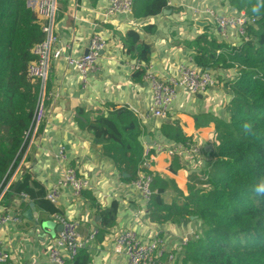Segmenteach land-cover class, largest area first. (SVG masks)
Returning a JSON list of instances; mask_svg holds the SVG:
<instances>
[{"label":"crops","instance_id":"0c3cea01","mask_svg":"<svg viewBox=\"0 0 264 264\" xmlns=\"http://www.w3.org/2000/svg\"><path fill=\"white\" fill-rule=\"evenodd\" d=\"M151 1L134 0L131 14L112 16L105 14L110 0L59 1L55 34L65 54H86L94 33L100 34L107 45L90 70L86 84L64 57L51 61L50 88L37 118L36 132L11 178L17 184L24 175H30L39 184L35 191L44 188L46 193L58 186L68 167L74 168L79 178L89 181L90 186L79 195L70 185L60 186L58 204L54 205L58 214L79 222L85 246L77 264H85V260L86 264H129L127 257L114 249L117 234L127 229H133L144 243L162 240L166 253L175 255L171 264H183L184 245L197 232L199 223L193 217L181 223L153 222L132 181L125 179L107 154L106 143L97 140L87 126L98 116L116 119L118 110H129L138 124L143 153L154 142L164 147L160 152L153 148L157 156L152 172L158 177L157 184L165 189L163 197L167 204L184 202L192 177L200 175L212 161L217 121L229 117L226 109L231 97L224 88V79L222 84L217 83L203 93L180 90L167 117L156 119L150 112V85L145 77L136 76L135 68L142 44L150 47L151 65L160 79L176 76L182 65L197 67V41L201 35L207 33L208 39H215L218 44H228L236 37H232L234 31L226 37L216 20L203 11L211 8L217 15H228L232 10L226 0H167L168 7L162 13L145 16ZM131 31L140 37L132 46L128 43ZM222 49L216 50V57ZM209 70L217 81L220 68ZM164 122L179 123L188 144L166 138L162 133ZM181 145L185 147L181 153H170ZM62 148L63 160L59 157ZM16 188L0 203V218H11L0 223V246L10 254L4 264H53L49 249L60 233V223L54 213L28 195L16 193ZM31 202L36 207V218L56 223L53 229L39 226L35 231V224L22 217ZM113 204L117 205L116 225L100 232L103 214ZM162 261L169 262L165 257Z\"/></svg>","mask_w":264,"mask_h":264},{"label":"trees","instance_id":"16d2710c","mask_svg":"<svg viewBox=\"0 0 264 264\" xmlns=\"http://www.w3.org/2000/svg\"><path fill=\"white\" fill-rule=\"evenodd\" d=\"M31 1L41 0H0V192L26 151L42 98L50 88L49 78L44 87L40 78L30 75V65L38 60L35 48L46 40L43 17L29 5ZM226 2L236 13L245 12L257 21L248 26V40L239 46L218 44L215 39L209 40L207 33L197 41L198 68L237 70V77L224 83L231 97L226 109L229 117L217 121L212 161L200 175L192 177L184 202L167 204L165 189L157 184L156 176L147 203L150 219L157 224L181 223L192 217L199 223L196 235L184 245L183 264H264V195L254 191L264 182V0ZM167 7V0H152L144 14L154 16ZM139 40L138 33H129L131 46ZM138 48L140 66L135 74L141 78L151 66V49L147 44ZM218 48L228 49V56L224 53L216 57ZM217 83H223L220 75ZM116 116H98L87 126L97 140L106 143L104 148L116 168L129 175L125 179L133 182L143 159L140 131L129 110H118ZM41 131L42 127L38 129ZM162 133L176 143L188 144L177 122H164ZM36 187L39 184L24 175L15 192L57 213L46 199V190L36 192ZM116 215L117 205L113 204L103 214L100 232L116 225ZM76 262L77 258L66 264Z\"/></svg>","mask_w":264,"mask_h":264},{"label":"built area","instance_id":"2783aa9c","mask_svg":"<svg viewBox=\"0 0 264 264\" xmlns=\"http://www.w3.org/2000/svg\"><path fill=\"white\" fill-rule=\"evenodd\" d=\"M59 1L41 0L31 1L30 3V6L43 17V31L46 34V40L35 48L34 53L38 57V60L30 65V75L40 78L44 83V87L48 79L51 61L62 57L65 58L68 66L79 73L81 81L86 84L90 70L94 67L107 45L106 40L100 34L94 33L86 54L81 56L65 54L64 46L60 44V40L55 34V20L58 13ZM133 9L134 0H110L105 14L107 16L118 13L131 14ZM194 11L198 12L197 9H194ZM203 12L216 20V23L226 37L230 31H234L241 37H246L248 26L254 25L257 21V18L247 15L245 12L236 13L232 11L233 14L217 15L211 8H206ZM139 66L138 62L135 69L137 70ZM145 79L149 83L152 92L150 112L156 119H165L167 117L169 108L177 99L181 89H185L192 94H199L217 84L216 77L209 69H200L186 65L180 66L176 76L166 79L158 78L151 65L147 69ZM43 103L44 98H42L41 107ZM153 148L157 152L164 150L163 145L158 142H154L153 146L147 145L139 167L138 178L132 182L135 191L146 204L151 199L153 193L154 174L152 166L157 156L153 152ZM183 150H185V147L181 145L171 149L170 153H181ZM59 157L62 160L65 159L63 148L60 150ZM13 184L14 178H10L2 187L0 203ZM66 185H70L75 193L79 195L82 190L90 186V183L88 180L79 178L74 168L68 167L58 186L52 188L46 194V199L52 204L57 205L60 196V186ZM54 218L63 228L49 249V259L53 264H66L68 261L73 262L85 246V242L81 239L79 232V222L58 213H54ZM9 219L11 218H0V223L5 224ZM114 249L116 253L124 254L129 264H164L162 258L164 254H167L165 243L162 240L156 239L153 242L144 243L133 229L123 230L117 234ZM9 259L10 254L0 246V264L7 263ZM174 259L175 255L169 253V262L166 264H171Z\"/></svg>","mask_w":264,"mask_h":264},{"label":"rangeland","instance_id":"374dc122","mask_svg":"<svg viewBox=\"0 0 264 264\" xmlns=\"http://www.w3.org/2000/svg\"><path fill=\"white\" fill-rule=\"evenodd\" d=\"M30 5V4H29ZM231 8V10L233 11V12H235L234 11V9L232 8V7H230ZM231 14H233L232 12H230ZM256 24V23H255ZM236 36V37H235ZM232 37H235V39H233V40H229V42H228V44L227 43H225L226 45H229L230 46V48H233V47H236V46H239V45H241L244 41H247L248 40V36H246V37H241L240 35H238L237 33L235 34V33H233V35H232ZM230 38V37H229ZM224 53H226L227 54V56H228V54H229V51H228V49H227V51H225L224 49H222L221 50V54H224ZM220 74V76L221 77H223V79H224V81L225 82H230L232 79H234V78H236L237 77V70L236 69H234V68H225V67H222V68H220V72H219ZM181 91H186L185 89H181ZM44 98V100H45V97H43ZM35 129V128H34ZM35 130L32 132V135H34L35 133ZM31 135V136H32ZM197 233V232H196ZM193 234V233H192Z\"/></svg>","mask_w":264,"mask_h":264},{"label":"water","instance_id":"95a60500","mask_svg":"<svg viewBox=\"0 0 264 264\" xmlns=\"http://www.w3.org/2000/svg\"><path fill=\"white\" fill-rule=\"evenodd\" d=\"M166 11V10H165ZM124 177H128L129 175L127 173H123ZM20 184V181L17 182V184L15 185V188ZM36 207L35 204L33 202L30 203V208L22 215V217L27 218L29 221L33 222L35 224V231L37 230V228L39 226L44 227V228H50L53 229L54 226H56V223L52 222V221H44V222H40L36 217ZM62 225L60 224L58 226V231L62 230Z\"/></svg>","mask_w":264,"mask_h":264},{"label":"clouds","instance_id":"9594fccd","mask_svg":"<svg viewBox=\"0 0 264 264\" xmlns=\"http://www.w3.org/2000/svg\"><path fill=\"white\" fill-rule=\"evenodd\" d=\"M253 11H258L257 8H254ZM245 127H250V125H245ZM254 191L258 194V195H264V182H261L260 184H258Z\"/></svg>","mask_w":264,"mask_h":264}]
</instances>
